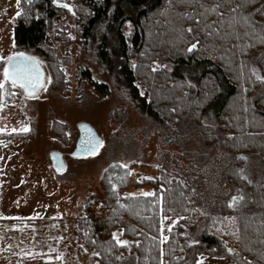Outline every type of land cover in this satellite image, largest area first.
I'll return each mask as SVG.
<instances>
[{"label": "trees", "instance_id": "16d2710c", "mask_svg": "<svg viewBox=\"0 0 264 264\" xmlns=\"http://www.w3.org/2000/svg\"><path fill=\"white\" fill-rule=\"evenodd\" d=\"M76 2L82 12L80 38L95 47L98 65L136 111L162 125L191 121L203 143L227 157L222 183L233 192L246 190L250 200L249 208L239 212L226 199L214 203L218 212L214 207L207 211L205 228L187 247L183 229L192 233L202 220L191 188L161 169L159 185L150 184L155 187L152 195L123 197L139 181L130 180L127 168L112 166L100 183L104 215L97 218V228L79 220L78 242L92 251L95 264H119L125 245L116 242L117 230L132 243L135 264H196L202 255L233 264H264V170L252 171L250 184L237 172L243 156L264 166V80L254 72L264 77V0ZM20 6L13 46L42 55L40 47L48 43L58 8L49 0H20ZM127 25L129 35L124 33ZM154 61L163 67L151 70ZM83 74L99 95L109 94L106 85ZM204 120L215 126L204 125ZM162 218L177 220L164 240ZM228 218L234 219L232 251L219 227Z\"/></svg>", "mask_w": 264, "mask_h": 264}, {"label": "rangeland", "instance_id": "374dc122", "mask_svg": "<svg viewBox=\"0 0 264 264\" xmlns=\"http://www.w3.org/2000/svg\"><path fill=\"white\" fill-rule=\"evenodd\" d=\"M49 1L52 6L53 0ZM57 3L68 4L71 10L55 9L48 43L40 47L41 55L14 49L13 27L20 13V0L19 4L17 0H0V57L24 53L35 57L44 71L42 87L31 96L8 81L0 89V264H95L92 251L77 240L78 222L83 218L98 227L97 218L104 215V205L99 202L103 197L101 178L112 166L127 165L130 180L139 181V185L131 183L123 197L152 195L155 187L150 184L159 185L161 169L191 188L200 203L196 206L202 220L192 233L183 229L187 247L205 228L204 216L214 203L226 199L234 212L248 209L246 190L233 192L222 183L227 157L204 144L192 131L191 121L162 125L137 112L126 93L98 65L95 47L80 38L78 20L82 12L76 0ZM130 32L127 25L124 33ZM162 67L159 61L150 63L153 71ZM85 72L92 82L106 85L109 94L99 95L84 78ZM82 123L93 127L103 144L95 155L83 150L80 156L71 157ZM208 123L215 126L213 121H203L204 125ZM25 126L28 130L21 131ZM20 133L29 136L4 138ZM55 152L63 158V168L58 172L50 163ZM241 158L237 172L250 184L252 171L264 170V166L246 156ZM232 197L237 200L233 202ZM213 210L218 212L216 207ZM176 223L171 218L161 219L163 240ZM232 225L234 219L228 218L219 226L222 239L231 249ZM114 234L116 240H126L121 231ZM132 247L128 241L119 264H135ZM196 264L233 263L202 255Z\"/></svg>", "mask_w": 264, "mask_h": 264}, {"label": "snow or ice", "instance_id": "6c2138e0", "mask_svg": "<svg viewBox=\"0 0 264 264\" xmlns=\"http://www.w3.org/2000/svg\"><path fill=\"white\" fill-rule=\"evenodd\" d=\"M53 2L57 3L58 0H53ZM17 3L19 4V0H17ZM63 6L66 8H70L68 4H64ZM215 7L218 8L219 5H216ZM237 7H239V5ZM212 10H215V8H213ZM231 11H235V9H231ZM17 15H19V13H17ZM189 31H191V29H189ZM191 47L195 48V45H192ZM21 57L23 59H20ZM2 59H7L8 65L3 70L4 80L0 81V89L4 88L5 81H11L13 85L19 84L22 88L25 89L26 92L29 88H31L34 92L36 90V86L42 83L41 77L39 75L38 62L36 61L35 57L25 56L23 53H12L6 58L0 57V60ZM29 61H31L32 63H28ZM257 79L264 80V77L257 76ZM20 130L27 131L28 129L25 126ZM0 131H2V129H0ZM102 144L103 141H95L94 143L90 142V147L86 148L85 150L88 151L90 154L95 155L96 151L98 150V147ZM123 167L126 168L127 165H123ZM242 171L243 170H241V172ZM112 187L115 188L116 185L113 184ZM232 200L233 202H235L237 200V197H232ZM113 236L114 238H116V234H113ZM116 242L120 245L128 244L127 240L122 239H117ZM229 251H232V249H229Z\"/></svg>", "mask_w": 264, "mask_h": 264}, {"label": "water", "instance_id": "95a60500", "mask_svg": "<svg viewBox=\"0 0 264 264\" xmlns=\"http://www.w3.org/2000/svg\"><path fill=\"white\" fill-rule=\"evenodd\" d=\"M53 5L55 7H60V8H65V9H70L71 10V8L64 7L63 6L64 3H53ZM24 55L25 56H28L26 54H24ZM20 59H23V58L21 57ZM36 61L38 62L39 75H40L41 80H42V83L41 84H38L36 86V90L33 92L32 89L29 88L28 91L26 92L25 89L22 88L19 84L14 85L15 87H18L22 91V93L24 95H27V96L33 95L43 85L44 71L42 69L41 63L37 59H36ZM28 63H32V62L29 61ZM7 65H8V62L5 65V67ZM3 78H4V72H3ZM8 82L11 83V81H8ZM29 93H31V94H29ZM78 132H79V138L77 140V144H76V147H75L73 153L70 155L71 157L80 156V154L82 153V151L85 150L88 147V143H90V142L91 143H94L95 141H100L99 140V137L97 136V134H96L95 130L93 129V127H91L87 123H82V124L78 125ZM50 163H51V168H53L56 172L60 171V169L63 168V158H62V155L60 153H58V152L53 153L51 155V157H50Z\"/></svg>", "mask_w": 264, "mask_h": 264}, {"label": "crops", "instance_id": "0c3cea01", "mask_svg": "<svg viewBox=\"0 0 264 264\" xmlns=\"http://www.w3.org/2000/svg\"><path fill=\"white\" fill-rule=\"evenodd\" d=\"M15 49V48H14ZM7 64V62L5 61H0V72L3 71L5 65Z\"/></svg>", "mask_w": 264, "mask_h": 264}]
</instances>
